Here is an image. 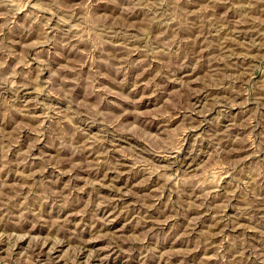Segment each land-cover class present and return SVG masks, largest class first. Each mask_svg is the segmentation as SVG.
Here are the masks:
<instances>
[{
  "label": "rangeland",
  "instance_id": "374dc122",
  "mask_svg": "<svg viewBox=\"0 0 264 264\" xmlns=\"http://www.w3.org/2000/svg\"><path fill=\"white\" fill-rule=\"evenodd\" d=\"M0 264H264V0H0Z\"/></svg>",
  "mask_w": 264,
  "mask_h": 264
}]
</instances>
